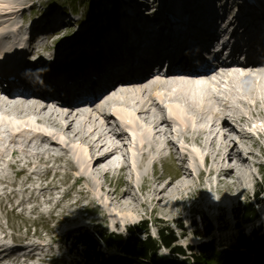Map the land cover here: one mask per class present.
Instances as JSON below:
<instances>
[{
  "label": "bare ground",
  "instance_id": "obj_1",
  "mask_svg": "<svg viewBox=\"0 0 264 264\" xmlns=\"http://www.w3.org/2000/svg\"><path fill=\"white\" fill-rule=\"evenodd\" d=\"M7 1L11 2V0ZM173 1H176L175 6L173 4L168 5V1H160L155 9L138 8L133 0L130 2L127 0L124 5L129 4V7L139 9V14L146 16L149 23L155 26L169 24L163 16L164 10L176 17L179 22L182 14L189 16L192 14V10L201 9L203 6L201 0V2L198 1L196 6L195 4L189 5V0ZM215 1H225L226 6L231 10L239 9V12L243 14V19L251 22L257 23V21L264 18V0H250L249 2L247 0ZM225 3L222 5L224 6ZM159 5L160 7H158ZM214 9H217V7L214 6ZM19 10L20 7H14L13 13H17ZM231 10L220 11L217 9V14H222L224 20L228 21L226 28L231 27V22L227 19L228 14L232 12ZM0 11L4 10L0 8ZM152 12H154V15ZM133 14H130L132 18ZM4 16L5 13L1 14L0 19ZM127 18L129 19V16ZM134 18L138 19L140 17L134 15ZM65 20L66 18L60 24ZM84 23L86 21L81 16L80 22L75 23V25ZM115 23L117 25L115 32H120L117 37L123 39L127 33L126 31H124V34L121 33L122 28H126L124 21L119 25V19H116ZM6 25H8L7 21L1 22L2 29ZM101 30H104V28ZM54 31L55 33L50 34L47 40L54 38L52 48L58 49L63 57L72 54L76 44L91 45L87 38L90 30L84 31L86 38L78 34L77 39L71 43L61 41V39H67V34L57 32V30ZM152 33L159 34L162 32L159 29H153ZM129 40H132V36ZM128 44L129 42L126 45L125 53L130 51ZM33 45L32 42L31 46ZM129 45L131 46V43ZM92 46L94 48L81 50L78 55L85 56L91 55L93 51L97 52L95 44ZM66 49L68 50L66 51ZM46 50H49L47 44L43 45L37 53L41 57L39 62L36 60L35 65L38 68L43 65H50L49 58L41 55V51L45 52ZM242 50V48L235 50L234 55L241 58L243 56H240ZM35 51L36 49L26 55L24 59H27L29 63L32 62ZM53 67L57 68L58 66L53 64ZM122 71L123 73L128 71V66L122 68ZM213 78H216L217 82L211 81ZM104 81L105 79L101 78L97 83ZM31 99L17 102L16 99L12 98L11 100H14L12 103L0 101V147L6 148L4 145L7 141L10 146L14 144V147L17 146L22 152L24 151V142L27 143L26 149L28 150L36 149L38 146L42 147L44 140L38 143L40 139L37 134L22 131L20 138L9 135L10 131L14 130L13 133L20 131L18 129L22 126L34 128V124H40L61 132L59 133L60 137L63 136L69 139L70 145H81V142L87 144L88 148L84 150L88 154L86 160L81 159L83 154L75 147H67L69 154L79 167V179L91 184L92 189L99 192V198L102 200V211L111 212L112 206H116L115 210L119 214L111 213L112 227L125 228L128 224H132L137 220L135 217L136 212L147 203L153 205L150 208L152 214L155 213L156 206L165 204L167 200L176 204L180 199V193L184 192L187 185H189L187 182L199 175L195 166L205 169L210 163L217 161V158L211 157L210 152L207 155L202 153L208 148V145L204 143L205 136L206 139L208 137L212 138L208 142L210 143L209 150L214 147L218 137L222 138L224 152L223 154L218 152L217 156L223 155L220 161L228 163L226 168L214 171L211 169L206 173L213 176L212 178L216 180V184L229 179L230 176H234L235 182L242 185L245 169H249L250 163H245L246 165H242L239 169L237 164L240 163L241 154L235 149L237 143L232 137L238 135L241 139L253 138L254 133L249 130L251 125H248V117L254 119L259 115L260 119L263 118L261 115H264V63L251 62L247 65L220 63L212 72L197 78L189 74H177L174 71H169L166 74L156 71L152 74L149 73L147 78L126 82L119 87H114L96 102L78 107H73L69 102L60 104L58 101ZM236 124L239 126L238 129L233 127ZM123 126H125L124 129L128 130V135H125L121 130ZM187 132L189 135L184 134ZM112 134L118 137L122 146L125 147V156L121 162L116 160L119 149L115 146L114 140L109 138ZM179 136L186 142L190 141L197 147L199 146L200 151L193 148L188 153L183 152L184 150L180 153V161L183 165L186 161L189 164L185 167H179L180 175L176 180L167 182L161 178V182L154 185V187H150V194L146 200L144 198L145 201L135 196L127 186H123L125 189L115 190L114 193L111 191L104 193L105 187L103 184H99V181L102 177L106 178L109 173H117L118 169L123 177L128 176L130 181H145L150 167H155V158H162L166 154L165 150L173 146V138ZM189 136L194 137L189 140ZM230 143H233V146ZM10 146L6 149L0 148V150L2 152L3 150L5 152L9 150L12 154L13 149H10ZM52 146L56 147V145ZM140 150L145 152L143 156L140 155ZM91 157H96V161L91 162ZM61 158L58 157L57 159ZM214 163L212 164L213 167ZM126 170H128V173ZM238 170L244 173L240 178L239 175L236 176L235 174ZM201 174L202 172H200ZM177 180L178 182H176ZM241 191H245L243 186H240L239 192ZM114 197L120 198V201H115ZM210 206H215V210H223L225 205L210 204ZM168 207L169 210L164 211L162 220L166 222L177 220L180 222L182 214L172 209L170 205ZM195 209L199 210L198 207Z\"/></svg>",
  "mask_w": 264,
  "mask_h": 264
},
{
  "label": "rangeland",
  "instance_id": "obj_2",
  "mask_svg": "<svg viewBox=\"0 0 264 264\" xmlns=\"http://www.w3.org/2000/svg\"><path fill=\"white\" fill-rule=\"evenodd\" d=\"M71 1L11 0L9 2L2 0L0 1V8L4 11H0V14L5 12V16L0 21L6 20L9 24L12 21L20 20L21 23L30 16L33 18L37 16L36 23L39 15L45 16L50 10L69 12L70 10L74 11L76 7L79 16H82L86 23L80 26L71 25L73 19L67 15L65 16L67 19L55 30L63 34L71 31L72 34L69 38L75 34L66 42L75 41L78 34L86 38L84 31L90 30L87 38L91 45L86 46L90 50L94 48L92 46L94 44L95 48L98 47L104 38L118 36L120 32H115L116 19H119L120 25L126 19L121 18V13L128 12L130 9L129 4L123 5L124 0H101L96 2L97 7L94 10L89 8V0H73L74 4ZM133 1L135 4L142 2V0ZM113 2L116 3V6L119 5V9L110 12ZM169 2L176 3L173 0ZM30 6H33L32 13H30ZM14 7H20V10L13 13ZM79 16L78 18H80ZM59 17H62L60 13L53 16V18ZM103 18H105V21ZM105 26L110 27V29L108 32L102 33L101 29ZM4 31L5 27L0 30V33ZM95 33L96 37H94ZM44 38L45 36L42 35L40 43H44ZM82 58H86V56ZM261 116L262 119L257 115L251 123V128H249L252 133L256 134L255 138L241 139L238 135L232 137L237 143L235 149L241 154L240 163L237 164L239 169L242 165H246L245 163H250V170L246 168L245 175L239 170L235 173L236 176L239 175V178L243 175L242 185L235 182L234 176H230L229 179L216 184V180L212 178L213 176L202 172L201 167L195 166L199 175L187 182L189 185H187L184 192L180 193V199L176 204L167 200L165 204L156 206L155 213L150 215V208L153 205L147 203L136 212L135 217L137 220L132 224H128L125 228L112 227L111 213L119 214L115 210L116 206H112L111 212L102 211V200L99 198V192L92 189L91 184L79 179V167L75 162L71 163L69 161V156L61 159L52 156V154L63 152L61 147H68V145L61 141L68 143L69 139L55 134L53 140L59 142L61 146L53 144L56 145V147H53L50 145V150L48 149V142L45 143L44 147L38 146L36 149L29 150L26 149L27 145H24V151L20 150V153L15 151V145L13 144L10 149H13L15 155L13 152L10 154L9 150H6V152L0 150V252L8 247L20 253L31 251L37 254L38 259H32L30 256L14 259L9 256L6 259L7 264H84L83 247L74 244V238L79 233L84 231L93 233L98 229L108 233L128 236L129 228H134L142 221L147 222L149 235L153 239L158 238V233L161 230L169 228L173 231L177 239L175 245L181 247L184 252L180 259L188 258L191 264H195L193 255H199L198 247L203 243H209L217 251L222 252V250H230L233 246H237L238 240L251 239L253 241L255 235L264 234V115ZM40 126H35L34 129L46 132L45 127ZM233 127L235 129L239 128L238 124L233 125ZM260 131L263 135L259 134ZM38 136L41 142L42 138L40 135ZM189 137L192 139L193 136ZM208 138L207 142L211 137ZM19 140L18 142L21 143ZM173 140L178 146L179 153L174 145L166 149L164 156L170 152L169 159L166 162L167 157H164L158 163L154 162L156 166L154 169L150 167L145 181L133 182L127 179L129 181V184H127L124 179L116 180V176L102 177L99 184L104 185V193L110 191L114 193L115 190H122L127 186L135 196L143 201L150 194V187H154V185L161 182V178L176 180L180 175L179 167L184 166L177 157L181 155L180 153L183 150V152L188 153L193 148H197L200 151V147L186 144L180 136L173 138ZM222 142H224L222 138L218 137L211 150H209L210 143H207L208 150L202 152L203 155L210 152L212 158H217L215 163L212 162L205 168L206 171L211 169L213 171L220 170L228 166L226 161H220L223 155L217 156L218 152L220 154L224 152ZM70 146L79 150L83 154L81 159L86 160L88 154L84 152L87 149L85 143L81 142V145ZM213 163L215 164L214 167L212 166ZM188 164V161L185 162V165ZM200 172H202L201 175ZM120 174V178H122L123 174ZM142 183H144L143 190L140 191ZM240 186H243L245 191L239 192ZM113 199L120 201L118 197ZM247 202L253 204L258 218L246 223L237 211L241 205ZM210 204L217 206L223 204L225 206L223 210H215V206L209 207ZM169 205L182 214L180 222L177 220L172 222L162 220L164 211L169 210ZM196 207L199 208L198 211L195 209ZM142 237L145 236L142 235ZM100 250L105 256L115 255L114 252H110L103 246H100ZM159 253L162 256L171 255L167 248H162Z\"/></svg>",
  "mask_w": 264,
  "mask_h": 264
},
{
  "label": "trees",
  "instance_id": "obj_3",
  "mask_svg": "<svg viewBox=\"0 0 264 264\" xmlns=\"http://www.w3.org/2000/svg\"><path fill=\"white\" fill-rule=\"evenodd\" d=\"M73 1V0H72ZM91 1V2H90ZM89 0V7L94 8L96 2ZM247 223L258 218L251 203L241 205L238 211ZM144 235L145 237H142ZM249 240V239H246ZM238 240V245L230 250L217 251L209 243L198 247L199 255H193L195 264H264V234L254 236L251 241ZM177 239L169 228L161 230L158 238L149 235L147 222H141L134 228H129L128 236L96 230L93 233L84 231L74 238V244L83 247L84 264H191L181 247L175 245ZM103 246L115 255L105 256L100 250ZM162 248H167L170 256L160 255Z\"/></svg>",
  "mask_w": 264,
  "mask_h": 264
}]
</instances>
